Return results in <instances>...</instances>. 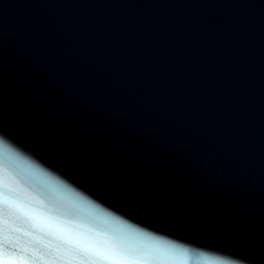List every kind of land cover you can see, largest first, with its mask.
Returning <instances> with one entry per match:
<instances>
[{
	"label": "water",
	"instance_id": "obj_1",
	"mask_svg": "<svg viewBox=\"0 0 264 264\" xmlns=\"http://www.w3.org/2000/svg\"><path fill=\"white\" fill-rule=\"evenodd\" d=\"M6 178L148 264H264V0H0Z\"/></svg>",
	"mask_w": 264,
	"mask_h": 264
},
{
	"label": "snow or ice",
	"instance_id": "obj_2",
	"mask_svg": "<svg viewBox=\"0 0 264 264\" xmlns=\"http://www.w3.org/2000/svg\"><path fill=\"white\" fill-rule=\"evenodd\" d=\"M5 193H8L7 195ZM23 193L7 178L0 190V215L6 234L0 264H148L133 247L113 238L84 241L47 221V211L20 202ZM23 232L25 237L16 235ZM34 233L52 236L56 242Z\"/></svg>",
	"mask_w": 264,
	"mask_h": 264
}]
</instances>
